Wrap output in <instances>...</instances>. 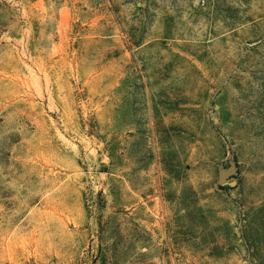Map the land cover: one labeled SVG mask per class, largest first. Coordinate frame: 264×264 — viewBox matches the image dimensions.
<instances>
[{
  "label": "rangeland",
  "instance_id": "1",
  "mask_svg": "<svg viewBox=\"0 0 264 264\" xmlns=\"http://www.w3.org/2000/svg\"><path fill=\"white\" fill-rule=\"evenodd\" d=\"M0 264H264V0H0Z\"/></svg>",
  "mask_w": 264,
  "mask_h": 264
}]
</instances>
